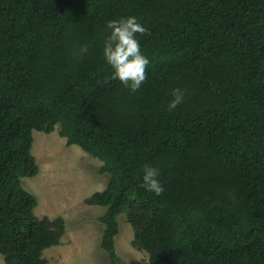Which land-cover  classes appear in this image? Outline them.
Here are the masks:
<instances>
[{
	"label": "trees",
	"instance_id": "16d2710c",
	"mask_svg": "<svg viewBox=\"0 0 264 264\" xmlns=\"http://www.w3.org/2000/svg\"><path fill=\"white\" fill-rule=\"evenodd\" d=\"M135 15L151 60L131 92L103 57L106 22ZM175 88L183 103L169 111ZM109 179L86 205L106 208L110 264L117 217L149 264H264V0H0V256L47 264L61 217L37 218L21 184L38 172L33 132ZM159 169L160 196L141 186Z\"/></svg>",
	"mask_w": 264,
	"mask_h": 264
},
{
	"label": "rangeland",
	"instance_id": "374dc122",
	"mask_svg": "<svg viewBox=\"0 0 264 264\" xmlns=\"http://www.w3.org/2000/svg\"><path fill=\"white\" fill-rule=\"evenodd\" d=\"M59 126L50 134L33 132L31 154L38 167L32 178H23L22 187L35 196L34 215L53 220L61 217L65 232L58 246L43 251L47 264H110L101 248L104 226L99 218L106 208L86 205V200L102 192L109 179L101 174V163L77 146H67ZM118 233L114 249L123 264H149L148 255L131 245L133 231L125 215L117 217ZM0 264H4L0 256Z\"/></svg>",
	"mask_w": 264,
	"mask_h": 264
},
{
	"label": "clouds",
	"instance_id": "9594fccd",
	"mask_svg": "<svg viewBox=\"0 0 264 264\" xmlns=\"http://www.w3.org/2000/svg\"><path fill=\"white\" fill-rule=\"evenodd\" d=\"M107 31L103 45V57L111 69L110 79L118 80L131 92L139 90L147 79V69L151 60L142 51V45L137 34H145L144 27L135 15L120 17L106 22ZM168 101L169 111L175 110L183 103L185 90L175 88ZM159 169L145 165L141 178V186L155 196L164 192V186L159 179Z\"/></svg>",
	"mask_w": 264,
	"mask_h": 264
}]
</instances>
